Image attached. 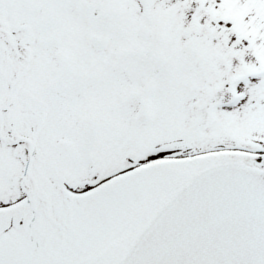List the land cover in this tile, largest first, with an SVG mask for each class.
Instances as JSON below:
<instances>
[{
	"label": "snow or ice",
	"instance_id": "snow-or-ice-1",
	"mask_svg": "<svg viewBox=\"0 0 264 264\" xmlns=\"http://www.w3.org/2000/svg\"><path fill=\"white\" fill-rule=\"evenodd\" d=\"M0 264H264V0H0Z\"/></svg>",
	"mask_w": 264,
	"mask_h": 264
}]
</instances>
